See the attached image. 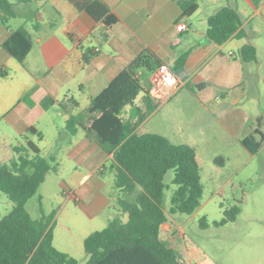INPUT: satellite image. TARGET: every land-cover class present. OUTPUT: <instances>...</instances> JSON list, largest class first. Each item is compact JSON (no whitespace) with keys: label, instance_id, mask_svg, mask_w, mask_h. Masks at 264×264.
<instances>
[{"label":"crops","instance_id":"crops-1","mask_svg":"<svg viewBox=\"0 0 264 264\" xmlns=\"http://www.w3.org/2000/svg\"><path fill=\"white\" fill-rule=\"evenodd\" d=\"M9 1L15 11L12 18L20 16L24 21L19 26L30 21L33 28L35 22L39 23V28L30 32L32 46L23 65L2 47V42L19 26L10 24L12 18L6 26L0 24L3 73L0 115L17 133H24L29 126L41 132L36 123L46 120L55 104L70 105L71 110L63 107L68 115L79 113L91 97L144 49L152 50L168 65L188 51L183 70L178 74L180 86L161 102L170 104L176 132L180 113H190L184 127L187 140L181 143L193 146L195 153L228 139L240 143L262 114L264 67L256 44L237 40L244 37L248 21L240 9L236 8L242 20L238 32L222 43H215L207 37V27L196 29L186 20L187 16L181 17L178 0ZM92 1L107 6L117 22L103 27L102 20H96L84 8ZM245 1L252 7L259 5L257 0ZM253 10L256 14L261 9ZM179 22L185 24L183 31L175 27ZM188 29L191 32L184 34ZM246 43L255 48L254 60L245 61L241 57L240 48ZM85 49L91 53L87 63L82 61ZM140 76L150 83L156 80L154 72L150 75L140 72ZM46 96L54 98L55 103L45 109L40 101ZM194 101L198 110L192 109ZM85 120L86 124L79 125L73 135L65 126L58 132L53 150L46 154L56 157L57 169L51 171L54 175L47 173L40 184L50 185L53 181L56 189L62 190L53 245L76 259H87L83 240L99 230L95 228L97 222L110 219L105 212L114 209L117 213L113 205V180L106 178L112 156L101 147ZM55 196H59L57 190ZM164 224L160 231L164 230ZM58 226L63 230L59 229L57 235Z\"/></svg>","mask_w":264,"mask_h":264},{"label":"trees","instance_id":"trees-1","mask_svg":"<svg viewBox=\"0 0 264 264\" xmlns=\"http://www.w3.org/2000/svg\"><path fill=\"white\" fill-rule=\"evenodd\" d=\"M178 3L181 17L190 16L198 8L197 0ZM84 8L93 18L102 20L105 28L118 20L99 1L87 3ZM14 16L12 3L0 0V24L6 26ZM241 22L236 8L222 6L208 16L206 35L211 41L222 43L238 32ZM33 28L38 29L39 23L35 22ZM31 46V34L23 25L2 42V47L21 65ZM240 54L245 61L254 60L255 48L246 43ZM90 56L85 49L83 63L89 62ZM187 56L188 51L182 52L169 65L177 75L183 70ZM162 63L152 50H142L90 98L83 112L88 129L112 156L108 169L113 173V189L118 193L117 213L102 229L89 233L83 240L85 264H185L178 251L160 238V227L167 220L164 191L170 187L164 176L173 171L174 188L168 212L191 214L199 206L202 194L195 149L187 143H173L162 134L136 131L161 103L151 95V83L141 78L140 72L150 75ZM54 103L50 96L40 101L45 109ZM263 124L264 109L253 129L240 139L251 153H256L264 141ZM79 125L82 123L77 116L69 114L65 122L67 132L75 134ZM26 132L42 138L34 126L27 127ZM11 149L12 158L0 162V191L12 201L11 212L0 219V264H78L75 257L53 245L54 213H42L35 219L25 209V202L36 193L47 173L56 171V157L42 154L37 143L29 139L12 145ZM237 212L236 207L225 210V217L215 224L233 220ZM200 225L206 226L204 217Z\"/></svg>","mask_w":264,"mask_h":264},{"label":"rangeland","instance_id":"rangeland-1","mask_svg":"<svg viewBox=\"0 0 264 264\" xmlns=\"http://www.w3.org/2000/svg\"><path fill=\"white\" fill-rule=\"evenodd\" d=\"M197 3L198 8L190 17H186V20L192 24L191 27L196 29L207 27V16L222 6L242 10L248 21L244 26V37L237 38V40L255 43L261 65L264 67V5L262 3L259 2L257 7H252L245 0H197ZM253 9L261 10L254 14ZM10 24L19 26L24 24V21H21L18 16L12 18ZM24 26L29 32L34 30L30 21H27ZM190 32L188 29L184 34ZM63 107L72 109L67 104L64 106L55 104L54 108L49 111L47 119L36 123L42 130L40 140L36 134L30 132H15L11 124L1 119L0 115V162L11 159L13 156L11 146L24 143L26 139L37 143L42 154L46 155L47 152H51L58 132L63 130L68 118V113ZM170 107V104L161 102L154 112L137 127L136 131L162 134L173 143L185 142L187 140L184 135V127L187 125L185 120L190 113H180L177 125L179 131L176 132L173 130ZM85 108L86 106L83 105L79 113L75 114L83 125L86 124L83 117ZM192 109L198 110L197 102L194 101ZM58 111L61 115H58ZM261 129L264 131V124ZM196 159L200 168L202 185L200 204L191 214L179 212L170 214L168 212L169 199L174 185L171 184L173 171H167L164 182L170 187L164 191L163 197V207L167 216L164 224L166 232L161 230L160 237L167 238L168 243L178 251L181 259L190 264H264V141L256 153H251L236 140H224L213 147L198 149ZM50 175L54 174L50 171ZM106 178L113 180V173L110 170ZM45 185H39L36 193L27 199L25 209L35 219L39 218L42 213L47 215L53 212L55 222L62 202L60 198L62 190L56 189L53 181L50 185ZM56 190L59 196H55ZM117 195V191L113 190L114 206ZM232 207L238 209L235 218L224 224L216 225V222H220L225 217L224 211ZM11 210L12 201L6 193L0 191V219L8 215ZM115 214L114 209L105 212L108 218H112ZM62 216V213L59 214V221ZM202 217L205 218V227L200 225ZM106 223L107 221L97 222L95 228L101 229ZM56 229L57 235L59 229L63 230L61 226ZM77 260L78 264L86 262V258Z\"/></svg>","mask_w":264,"mask_h":264},{"label":"built area","instance_id":"built-area-1","mask_svg":"<svg viewBox=\"0 0 264 264\" xmlns=\"http://www.w3.org/2000/svg\"><path fill=\"white\" fill-rule=\"evenodd\" d=\"M264 5V0H258ZM177 31H183L185 29L184 23H177L175 25ZM156 74V80L151 82L150 93L153 97L159 100H165L169 98L180 86V78L174 73L170 66L166 63L160 64L154 72ZM185 264H190L185 262Z\"/></svg>","mask_w":264,"mask_h":264}]
</instances>
